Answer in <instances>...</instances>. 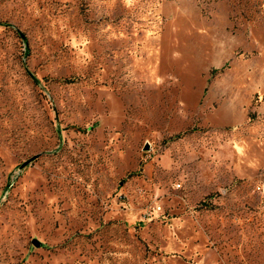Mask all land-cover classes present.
<instances>
[{"label":"rangeland","instance_id":"374dc122","mask_svg":"<svg viewBox=\"0 0 264 264\" xmlns=\"http://www.w3.org/2000/svg\"><path fill=\"white\" fill-rule=\"evenodd\" d=\"M0 264H264V0H0Z\"/></svg>","mask_w":264,"mask_h":264},{"label":"water","instance_id":"95a60500","mask_svg":"<svg viewBox=\"0 0 264 264\" xmlns=\"http://www.w3.org/2000/svg\"><path fill=\"white\" fill-rule=\"evenodd\" d=\"M27 165H28V163H25V164L22 166V169L25 168Z\"/></svg>","mask_w":264,"mask_h":264}]
</instances>
